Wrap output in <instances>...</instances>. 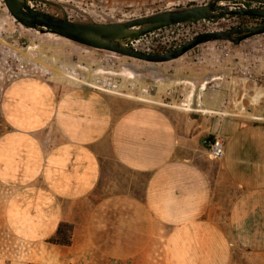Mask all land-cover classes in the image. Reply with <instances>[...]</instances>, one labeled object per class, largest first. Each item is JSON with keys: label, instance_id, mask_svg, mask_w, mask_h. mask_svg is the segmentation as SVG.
<instances>
[{"label": "crops", "instance_id": "obj_1", "mask_svg": "<svg viewBox=\"0 0 264 264\" xmlns=\"http://www.w3.org/2000/svg\"><path fill=\"white\" fill-rule=\"evenodd\" d=\"M206 95L205 109L181 111L35 75L14 78L0 134L9 232L39 243L71 224V245H53L69 264L264 257V121L223 116L214 93ZM214 134L225 139L220 160L202 145Z\"/></svg>", "mask_w": 264, "mask_h": 264}, {"label": "rangeland", "instance_id": "obj_2", "mask_svg": "<svg viewBox=\"0 0 264 264\" xmlns=\"http://www.w3.org/2000/svg\"><path fill=\"white\" fill-rule=\"evenodd\" d=\"M50 1L63 5L65 15L71 21L116 23L166 10L205 5L212 0ZM233 3L225 2V5ZM239 3L245 7L259 6L255 3ZM30 5L37 10L63 16V12L52 5L39 1L31 2ZM257 24H262V21L239 16L180 24L148 34L134 43L133 47L148 53H164L203 32ZM252 48L263 49L264 36L252 37L239 45L227 41L208 42L179 59L149 63L26 28L15 20L4 1L0 0V134L4 123V91L14 78L22 75H35L90 88L96 86L124 93L132 99L136 96L150 98L181 111L205 109V101L210 102L206 95L209 91L214 93L211 102H218L215 110L223 111L221 104L230 88L235 87L231 99L233 110L239 107L237 112H243V116L249 119L261 117V121H264V50L252 51ZM246 59L252 73L262 79L258 85L240 79V66ZM194 80L200 84H195ZM114 81L119 84L117 89L113 87ZM148 86L156 87L155 95L143 92ZM169 90H172L170 97L158 98V95H165ZM242 95H245L244 99ZM6 198L7 192L0 185V264H69L65 250H59L53 246L55 244L48 241L31 243L13 237L4 218ZM235 264H264V257L241 254Z\"/></svg>", "mask_w": 264, "mask_h": 264}, {"label": "water", "instance_id": "obj_3", "mask_svg": "<svg viewBox=\"0 0 264 264\" xmlns=\"http://www.w3.org/2000/svg\"><path fill=\"white\" fill-rule=\"evenodd\" d=\"M15 20L29 29L52 33L80 45L110 51L149 63H164L179 59L199 45L227 41L239 45L255 36L264 35V23L235 26L227 30L209 31L164 53L139 51L129 43L168 27L200 21H218L229 17L245 16L264 19V0H212L205 5L162 11L150 16L116 23H81L65 15V7L50 0H3ZM43 2L57 7L63 16H56L33 8L31 2ZM225 2H234L225 5ZM239 2L258 4L245 7Z\"/></svg>", "mask_w": 264, "mask_h": 264}, {"label": "built area", "instance_id": "obj_4", "mask_svg": "<svg viewBox=\"0 0 264 264\" xmlns=\"http://www.w3.org/2000/svg\"><path fill=\"white\" fill-rule=\"evenodd\" d=\"M264 36V35H262ZM142 38V37H141ZM140 39L134 41V42H131L129 43L130 46H134V43L138 42ZM134 48V47H133ZM136 49V48H135ZM138 50V49H137ZM263 49H258V48H252V51H263ZM261 58L258 59V61L260 60ZM24 66H21V68H23ZM240 79L243 81H245L246 83L247 82H253L255 85H258V82L261 81V77L257 76V75H254L251 71V65L247 62V59L245 61V63H242L241 66H240ZM233 83V82H232ZM113 87L115 89H117L119 87V84L117 81H114V84H113ZM93 88H95L96 90H99V91H103V92H106V93H111V94H115V95H119V96H126V97H130V98H133L131 96H128L124 93H121V92H118V91H112V90H105V89H102V88H99V87H96V86H93ZM236 90L235 87H231L229 92L226 94V97L224 98L221 106H222V109L223 111H219L218 113L223 115V116H230V115H242L243 116V112L239 113L237 112V110H239V107H234V110L233 108L231 107V99L234 95V91ZM143 92H145L146 95H155L154 92H156V87L155 86H148L146 89H143ZM172 94V90H169L166 92L165 95H158V98L159 99H165L167 97H170ZM244 96L245 95H242V98L244 99ZM135 100H138V101H141V102H145V103H150V104H157V105H167V104H162L156 100H153V99H150V98H143V97H139V96H136L134 97ZM253 100V99H252ZM242 111H244V107L243 105L240 106ZM227 109H232V111H227ZM233 111H236V112H233ZM253 120H259L261 121V117H252ZM204 148L207 150L208 154L214 158V159H223L225 157V139L223 136L219 135V134H214L210 137H207L203 140L202 142Z\"/></svg>", "mask_w": 264, "mask_h": 264}, {"label": "trees", "instance_id": "obj_5", "mask_svg": "<svg viewBox=\"0 0 264 264\" xmlns=\"http://www.w3.org/2000/svg\"><path fill=\"white\" fill-rule=\"evenodd\" d=\"M247 4H249V2H247ZM239 17H245V16H239ZM248 18L255 19V20H261L262 23H264V19H259L255 17H248ZM72 231H73V226L71 224L61 223L55 236L51 237L48 240V242L51 244H55V245L69 246L72 243Z\"/></svg>", "mask_w": 264, "mask_h": 264}, {"label": "bare ground", "instance_id": "obj_6", "mask_svg": "<svg viewBox=\"0 0 264 264\" xmlns=\"http://www.w3.org/2000/svg\"><path fill=\"white\" fill-rule=\"evenodd\" d=\"M130 75H131V73L130 72H128ZM134 75H132V77H133Z\"/></svg>", "mask_w": 264, "mask_h": 264}]
</instances>
